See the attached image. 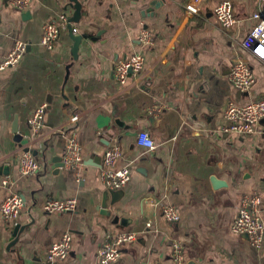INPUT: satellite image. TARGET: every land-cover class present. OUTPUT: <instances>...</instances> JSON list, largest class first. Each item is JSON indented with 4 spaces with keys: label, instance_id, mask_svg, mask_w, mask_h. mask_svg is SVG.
Segmentation results:
<instances>
[{
    "label": "crops",
    "instance_id": "0c3cea01",
    "mask_svg": "<svg viewBox=\"0 0 264 264\" xmlns=\"http://www.w3.org/2000/svg\"><path fill=\"white\" fill-rule=\"evenodd\" d=\"M222 1L79 0L82 18L74 28L87 36L71 62L68 26L53 49L41 43L45 24L73 16L70 0H34L26 12L0 0V63L16 42L28 45L18 65L0 71V206L11 193L25 202L16 222L0 213V264H99L100 247L121 232H135L138 240L124 246L113 264H176L175 243L186 264H264V248L232 229L245 195L262 198L264 221V120L253 134H233L225 131L224 117L229 102L264 97V64L245 45L264 0H230L238 21L229 31L214 17ZM188 5L199 12L189 13ZM143 29L153 37L149 47L140 41ZM134 53L144 55L143 72L120 85L116 64ZM238 60L255 75L247 92L231 79ZM42 104L44 127L35 138L29 119ZM76 114L79 120L71 124ZM140 131L154 138V151L138 146ZM72 133L82 148L79 171L56 168ZM113 143L123 151L119 165L132 163L133 176L107 216L98 207L108 190L101 179L104 153ZM21 145L36 153L38 174L20 173ZM213 179L226 186L215 188ZM69 198L78 200L77 211H44L47 201ZM164 203L179 209L175 225L163 216ZM18 224L26 228L11 245L15 238L6 229ZM66 232L69 255L47 261L48 249Z\"/></svg>",
    "mask_w": 264,
    "mask_h": 264
},
{
    "label": "built area",
    "instance_id": "2783aa9c",
    "mask_svg": "<svg viewBox=\"0 0 264 264\" xmlns=\"http://www.w3.org/2000/svg\"><path fill=\"white\" fill-rule=\"evenodd\" d=\"M34 0H10L12 8L19 12H26ZM107 1V0H101ZM189 13L197 14L199 8L194 5H188ZM214 17L219 26L224 31L231 30L237 23L238 17L230 0H223L214 9ZM256 21L254 27L250 30L245 45L251 56L264 64V9L253 15ZM69 24V16L61 15L59 19L52 23H47L42 28L41 43L46 49H53L58 41L62 30ZM140 41L143 47L153 45V37L148 30L143 29L140 34ZM27 43L18 41L9 55L0 63V71L14 67L20 63L27 50ZM145 64L143 53H134L128 58L120 60L114 70V78L120 85L128 82L130 74L139 76L142 74ZM231 79L234 86L242 92H247L255 84V75L250 65L243 60H238L233 65ZM47 110V104L40 105L29 119V126L35 138L44 127V116ZM224 117L228 122L225 131L233 134H253L257 125L264 120V97L256 100H250L246 104L238 105L229 102L224 109ZM79 120V115H74L70 123L75 124ZM40 137V136H39ZM38 137V138H39ZM37 138V139H38ZM137 144L142 147L144 152L150 153L157 148L156 142L147 131H140L137 135ZM30 151L25 152L24 146L18 149L17 164L19 171L24 176L38 174L42 170V164ZM123 158V151L119 144L113 143L104 153L103 169L101 179L105 187L110 191H118L125 188L132 180V163L120 166ZM63 168L70 171H79L83 166L82 148L75 133H72L67 140V144L62 157ZM4 186L9 185V180L2 181ZM262 198L258 194L245 195L241 201L239 213L232 226L233 231L238 235H247L250 244L257 250L264 248V221L260 214L259 206ZM23 198L11 193L0 206V213L7 222H16L24 208ZM78 210V200L69 198L63 200H50L44 205L46 213L57 212H75ZM162 213L165 219L171 223L179 222V209L169 203H164ZM150 226V225H149ZM138 240L135 232H121L113 238H108L98 250L99 264H113L116 262L122 252V248ZM72 237L70 232L63 234L62 238L51 245L46 253V260L53 262L55 260L65 259L71 250ZM173 260L176 264H186L183 247L179 243L174 244Z\"/></svg>",
    "mask_w": 264,
    "mask_h": 264
},
{
    "label": "water",
    "instance_id": "95a60500",
    "mask_svg": "<svg viewBox=\"0 0 264 264\" xmlns=\"http://www.w3.org/2000/svg\"><path fill=\"white\" fill-rule=\"evenodd\" d=\"M70 1H71L72 6L75 9V12H74L73 16L72 17H69V24H68V33H69L70 38L74 42L73 47L71 49V51H72L71 52L72 53V60H71V62H74L76 60L77 56H78V50L80 48V44L86 38L87 35L86 34H77L76 33L75 28H74V24L75 23H78L81 20V18H82V5L79 2V0H70ZM65 9H67V7H65ZM67 68H68V70H67V74L68 75L66 77V80H68L71 66H69ZM61 96H62V98L64 99L65 102H68V98L66 97V95H65V93L63 91H62ZM48 103L49 104H52V99L49 98ZM15 128H17V124L16 123H15ZM14 132L16 134H18V132H17L16 129L14 130ZM21 138H22L21 135H17L16 140L20 142L21 141ZM27 151H30V150L29 149H25V152H27ZM32 153H33V155L36 154L35 152H32ZM55 162L58 163L57 166H56V168L63 167L62 157H58L57 159H55ZM6 171L7 170H5V172ZM212 181H213V185H214L215 188H220L222 186H226L225 183H223L222 181H219L217 179H213ZM118 193L119 192H117V191L114 192V191H110V190H107V191H105L103 193V196H102V199H101V203H100V205L98 207L99 209H101V213L103 215H107V216H110L111 215V211H107V209L109 208V205L111 203L114 204V203L117 202V198L119 196ZM114 222L115 223L118 222L117 215L114 218ZM122 223L124 224L125 221L123 220ZM25 228L26 227L21 226L20 224H18L13 229H11V228H7L6 229L15 238V240L11 243V245H13L15 242L18 241L19 235L24 231ZM244 236L248 239V236L247 235H244Z\"/></svg>",
    "mask_w": 264,
    "mask_h": 264
}]
</instances>
